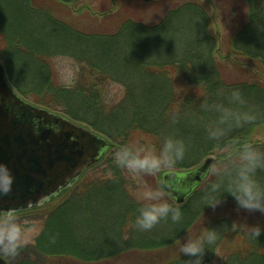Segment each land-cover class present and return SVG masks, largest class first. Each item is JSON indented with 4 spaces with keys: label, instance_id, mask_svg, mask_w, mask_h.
Wrapping results in <instances>:
<instances>
[{
    "label": "trees",
    "instance_id": "1",
    "mask_svg": "<svg viewBox=\"0 0 264 264\" xmlns=\"http://www.w3.org/2000/svg\"><path fill=\"white\" fill-rule=\"evenodd\" d=\"M82 1L0 0V62L11 86L35 104L88 123L116 146L92 167L98 171L45 215L34 244L11 264H185L181 242L209 227L219 228L220 237L204 264H215L219 248L225 252L220 264H264V232L255 239L230 227L233 221L264 224V214L238 213L227 194L215 210L203 209L209 174L178 205L181 222L162 220L163 230L146 233L133 227L139 207L134 193L157 188L155 180L133 176L113 162L119 146L136 139L157 147L169 135L184 139L188 150L178 171L197 166L233 139L253 142L255 128L264 124V0H245L247 19L227 39L229 54L250 66L234 75L215 59L210 11L198 1L161 0L147 11L141 3L135 8L137 1L99 0L97 12L103 16L79 24L73 9L83 8ZM125 2L133 4L134 15L122 10ZM115 4L120 7L113 11ZM63 57L78 65L70 86L57 77L54 60ZM112 85L121 86L122 94L112 95ZM232 89L241 90L261 116L233 129L218 146L207 138L212 114L201 105L223 101L220 93Z\"/></svg>",
    "mask_w": 264,
    "mask_h": 264
},
{
    "label": "clouds",
    "instance_id": "2",
    "mask_svg": "<svg viewBox=\"0 0 264 264\" xmlns=\"http://www.w3.org/2000/svg\"><path fill=\"white\" fill-rule=\"evenodd\" d=\"M223 101L202 102V110L212 114L206 126L207 138L218 146L225 144L228 134L235 128L253 124L261 113L248 104L239 89H232L224 95ZM188 146L184 139L169 135L159 147L150 141L136 139L123 143L113 154L114 164L133 176H155L168 170L174 171L186 156ZM264 149L242 139L228 142L226 150L218 154L209 175L213 178L205 186L202 197L205 206L215 210L224 203L225 194L236 202V211L264 214ZM15 176L4 161H0V195L12 190ZM139 204L133 227L141 231L151 230L162 220L181 222L183 212L180 206L171 203L166 192L157 188H145L136 194ZM233 231L239 230L258 239L264 232V224H231ZM33 229L22 222L15 211L0 209V255L16 257L30 242ZM220 237V229L209 227L192 238H185L179 247V254L188 257L185 264H204L207 251L213 249Z\"/></svg>",
    "mask_w": 264,
    "mask_h": 264
},
{
    "label": "water",
    "instance_id": "3",
    "mask_svg": "<svg viewBox=\"0 0 264 264\" xmlns=\"http://www.w3.org/2000/svg\"><path fill=\"white\" fill-rule=\"evenodd\" d=\"M109 147L107 138L86 126L19 96L0 63V161L15 176L10 193L0 195V209L16 212L43 204L98 163ZM212 163L208 157L194 170L166 171L160 186L182 204ZM6 263L0 256V264Z\"/></svg>",
    "mask_w": 264,
    "mask_h": 264
},
{
    "label": "rangeland",
    "instance_id": "4",
    "mask_svg": "<svg viewBox=\"0 0 264 264\" xmlns=\"http://www.w3.org/2000/svg\"><path fill=\"white\" fill-rule=\"evenodd\" d=\"M124 1H137L134 4L135 5L134 7L138 8L141 4L146 5L145 7H148L149 4H154V3L156 4L157 2L161 0H149L148 2L144 0H124ZM195 1L200 2L202 5L206 6L210 11V28L212 32L215 34V36L217 37V48L214 54L216 61L222 64L223 68L225 69V72L231 75L236 74L235 69H239V70L248 69L250 67L248 63L242 61L241 59L235 56H231L229 54V49L227 46L228 44L227 39L230 37V34L232 33V31L235 28H237L240 24L244 23L247 19L248 7H247L245 0H195ZM82 3L84 4L83 8L80 6L74 9L72 8L74 19L78 21L79 24L81 22L88 24L89 22L88 18H90V16L99 17V18L103 16L100 14L98 15V12H97V9L99 8L98 7L99 0H83ZM138 3H141V4L139 5ZM123 6L124 7L122 8V10H127L129 14L135 13V11L131 10V7L133 6V4H128L127 2H125ZM119 7L120 6L115 4V6L113 7V11L118 10ZM135 8H132V9L135 10ZM146 9H148L147 11H151V9L153 8L148 7ZM88 13L89 15H87ZM152 14L153 12L150 13V15ZM122 15H127V14L124 13ZM54 64H55V68L57 71L58 81L60 82V84L65 85V86H70L78 72V69H77L78 65L75 64L71 59L65 58V57L55 59ZM109 89L111 90V94L115 96H119L123 92V88L119 85H112L109 87ZM77 115L82 118L86 116L83 112H78ZM87 120L89 122L92 121L91 117H89V119ZM78 123L88 127L91 131L99 134L100 136L107 138L111 144L113 143L110 138L104 136L100 132L95 131L88 123H84V122H78ZM252 141L253 143L263 147L264 145V124L255 128L253 135H252ZM114 148H116L115 145H113L112 149ZM225 150L226 149L222 151H225ZM222 151H215L209 157L216 158L217 154ZM96 171H98V169H95V168H91L87 170L81 179H83L87 175H91V173L96 172ZM165 171L166 170L156 174L155 176H151L152 179L155 180L157 187H159L158 184H159L160 175ZM81 179L78 178L76 181H73L65 189L49 197L43 204L32 207V208H28L26 210H21L17 213V215L21 218L22 222H24L25 224H27L29 227L33 229L31 233V240L28 244H26L20 250L19 254L16 257L13 258V257L4 256V258L9 260L10 262L13 260H16L18 257L22 256L24 252H26V248L28 246L34 244L36 237L40 234L43 228V220H44L45 215L48 212L52 211L57 206H59L65 200H67L70 197V195L73 193V191L76 190V187L79 185V182ZM137 193H134V195L136 196ZM168 199L169 201H172V199H170L169 197ZM262 219H263L262 222H264V218ZM161 227L159 224H157L156 226L152 228L153 230L151 229V231H155L156 229L161 231L163 230ZM149 231L150 230L144 231V232L147 233ZM224 253L225 252L222 251L221 248L218 249L215 264H220V261L218 259H221V257L223 258ZM130 264H133V263L130 262Z\"/></svg>",
    "mask_w": 264,
    "mask_h": 264
},
{
    "label": "flooded vegetation",
    "instance_id": "5",
    "mask_svg": "<svg viewBox=\"0 0 264 264\" xmlns=\"http://www.w3.org/2000/svg\"><path fill=\"white\" fill-rule=\"evenodd\" d=\"M4 257V256H3Z\"/></svg>",
    "mask_w": 264,
    "mask_h": 264
}]
</instances>
